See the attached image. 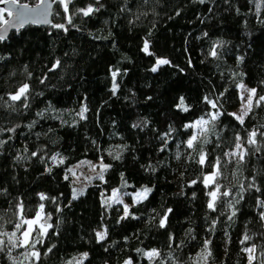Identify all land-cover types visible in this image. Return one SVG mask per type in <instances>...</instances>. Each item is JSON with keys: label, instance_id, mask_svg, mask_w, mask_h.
Masks as SVG:
<instances>
[{"label": "trees", "instance_id": "1", "mask_svg": "<svg viewBox=\"0 0 264 264\" xmlns=\"http://www.w3.org/2000/svg\"><path fill=\"white\" fill-rule=\"evenodd\" d=\"M89 5L99 10L83 16L79 10ZM52 24L29 25L0 41V140L6 141L0 146V231L14 230L21 202L25 218L43 203L53 225L34 249L38 261L25 259L24 248L9 255L5 247L0 264H249L243 249L252 245V264H264V209L257 204L264 201V102L255 103L264 96V0H72L68 13L55 1ZM160 59L169 63L157 67ZM242 82L256 89L243 125L229 115L242 103ZM24 84L27 98L11 101ZM200 119L209 121L207 133L189 149L188 139L201 130L187 126ZM253 129L260 151L238 166L225 153L234 150L237 134L246 141ZM201 149L207 161L220 158L216 182L221 193L231 192L215 211L207 207L215 186L203 182L214 169L198 163ZM84 159L108 167L103 180L96 177L74 199L71 175ZM145 185L151 186L147 198L131 202L121 219L124 207L108 200L112 191ZM101 230L106 237L98 242ZM245 234L252 239L241 244ZM152 249L160 256L149 259Z\"/></svg>", "mask_w": 264, "mask_h": 264}, {"label": "snow or ice", "instance_id": "2", "mask_svg": "<svg viewBox=\"0 0 264 264\" xmlns=\"http://www.w3.org/2000/svg\"><path fill=\"white\" fill-rule=\"evenodd\" d=\"M57 2L63 7V10L65 13H68L69 11V4L72 3V0H57ZM200 3H204L205 0H199ZM0 3H5V4H11L13 6L17 5V0H0ZM51 4H45V0H40V4H38L35 8H29V6L27 4H21L18 6V10L13 12L10 9H5V8H0V21H3V15L5 12H7V14L9 16H16V22L12 25V27H16L17 29L19 28H23L24 25L26 23H43V24H48L50 23L48 17L52 14L51 13ZM99 9H94L91 5H89L86 9H80L79 11L83 14V16H89L90 14H92L94 11H98ZM5 24H7V21H3ZM72 20L71 17H68V23L71 24ZM53 28H59V29H64L65 31H67V29L65 28V25L63 24H52ZM5 35L0 34V41H3L5 39ZM148 48H149V44L148 41L146 40L144 43V48L143 50L145 52H148ZM212 56H216L217 52L215 50L212 51L211 53ZM242 60V58H240ZM59 60L56 61V63L53 65V69L59 66ZM169 61L166 59H160L157 61V67L159 65H163V64H168ZM157 67H153L152 71L155 72L157 70ZM53 69H49V71L53 70ZM117 76V72L113 71L112 72V78H113V94H115V91L118 87V85L115 83V79ZM41 83H43V80H41ZM240 88H244L245 86L243 84L239 85ZM29 91V85L28 84H24L23 86H21L18 91L15 94L10 95L9 99L13 102L19 101L21 100V98H27V93ZM247 91L249 92V96L247 99V103L244 106V108L242 109L241 114L237 115L235 113H231L229 115L234 116V118L241 124H244V120L245 117H247L249 115V113L252 110V105H253V99L256 97V89L252 88V89H247ZM2 99V98H0ZM241 99H243V96L241 97ZM205 100L207 101V103H209L211 105L212 108H216L217 105L214 101L208 99V97H205ZM261 102H264V96H259L258 99H256L255 103L257 107H260ZM9 107H11L13 110H15V105L11 104L8 105ZM25 107H27V104L24 105ZM185 111H187V109H184ZM87 111L86 108H82L79 115L81 117V119L85 118L84 113ZM38 115H42V113H38ZM220 115L219 112L213 114L211 116L212 121H215L218 116ZM209 123V121L204 120V119H200L198 121H196L194 124H190L187 127H191V128H197L200 129L201 132L198 133L197 135H193L191 136L190 139H188L187 141V147L189 149H193L195 146V142L198 139V135L199 134H206L207 133V129L204 127L205 125H207ZM261 127H264V125H262ZM4 131L3 129H0V132ZM8 131L10 132H14L15 129H8ZM258 135V131L256 129H253L252 131H249L247 133V139L246 141L244 140L243 137H241L239 134L236 135L235 137V145H234V151L232 152H228L225 153V156L228 157H232L235 158V162L236 164L239 166L241 164H243L246 160V157H248L250 154H254L256 152L260 151L259 147H256L257 145V137ZM259 135L264 136V132H260ZM205 144L208 143L209 141L207 139H205L203 141ZM6 143V141L0 140V146H3V144ZM247 145V147L245 146ZM33 156L36 155L35 152L32 153ZM118 158V157H117ZM18 159H23V157H18ZM53 160L56 159V157H52ZM207 161V154L201 149L199 152V160L198 163L200 165H205ZM229 163L232 162L231 160L228 161ZM207 163L209 164V166H211L214 170L208 174L205 175L203 178V182L205 184V187H209L214 185V190L210 191L208 193V195L211 197V200L209 201L207 207L212 210L215 211L216 210V202L217 200L222 196V197H228L231 195V192L229 190H225L222 193L220 192V188L221 185L219 183L216 182L217 177H219L221 175L220 172V168H221V160L218 157L215 160V163H212L211 161H207ZM108 166L107 165H103L102 166V170L101 173L99 174V179L103 180V170L106 169ZM253 181L255 180V177L252 178ZM193 183H195V181H193ZM249 188L255 187L254 184H249L248 186ZM246 189L244 188V185L241 184L240 185V193H243ZM256 191H260V189L257 187ZM151 192V189H147L145 188L143 190V192L137 193L136 196L137 197H142L144 199L147 198V193ZM73 198H76V193L74 190V196ZM243 197L241 196V199ZM47 199V197L44 194H40V200H45ZM120 202V201H117ZM236 203H239V201L237 200ZM257 204L261 209H264V201H260L259 199L257 200ZM229 208L232 207V203L229 202ZM17 215H18V220L17 222L14 224V230L12 232H5V231H0V252H3L5 250V247L9 248V255H10V251L11 249H15V248H24L25 252L22 253V255L25 257V259H32L34 258L35 260H39L40 259V252L38 250H34L36 249V245L37 244H43L44 242V237H47L48 235V231L49 229H51L53 227L52 224L48 223V220H50V215H42L43 211H44V204L41 203L39 205V210L36 212L35 216L33 218H25L24 217V208H23V203L21 202L20 204L17 205ZM172 210L168 209L167 212L170 213ZM236 215V212L233 211L231 213V215L228 216L229 220H232V218ZM129 216V211H128V206L125 205L124 207V216L121 219L127 218ZM260 219L261 221H264V210L260 211L259 213ZM166 221H167V213L165 214V216L163 218L160 219L159 221V226L161 228L166 226ZM215 228V222H213V226L211 230H214ZM17 232L20 233V236H17ZM97 236V241H102L105 239L106 237V231L105 232H97L96 233ZM7 237V240H5L4 238ZM171 239V238H170ZM252 237L245 234L243 236V239L240 241L241 244H244L246 241L251 240ZM211 241L209 240H205L204 242V251L207 252V256L211 255V252L208 250L209 249V245H210ZM171 246V245H170ZM53 247H55L53 245ZM179 247V245H178ZM52 248H48L47 252H45L44 254L47 255L48 252H51ZM140 251V250H137ZM244 252L249 253V264H252V261L256 259L254 253L256 252V246L252 245L251 247H246L243 249ZM84 258H87V253L82 254ZM147 257L149 259L155 258V257H159L160 253L158 250L156 249H152L151 251L146 253ZM207 256L204 257L205 260H207ZM20 264H23V262L21 261ZM76 264H82V261H77ZM125 264H132L131 260L125 261Z\"/></svg>", "mask_w": 264, "mask_h": 264}, {"label": "rangeland", "instance_id": "3", "mask_svg": "<svg viewBox=\"0 0 264 264\" xmlns=\"http://www.w3.org/2000/svg\"><path fill=\"white\" fill-rule=\"evenodd\" d=\"M55 1H57V0H55ZM8 17H9V15L7 14V12H5L3 15V21H6ZM3 21H1V23H3ZM241 84H243L245 86L244 88L239 87L241 97L243 96L242 103H241L240 107H238V109L233 111V113H235L237 115L241 114L242 109L244 108V106L247 103V99L249 96V92L247 91V89H252L251 87L247 86L244 82L240 83L239 85H241ZM254 101H255V98L253 99V103H254ZM103 165L108 166V164L102 160L84 159L79 163V165H76L73 168L72 175H71L73 196H74V190L76 193V197L80 196L81 194H83L85 192L87 186L89 184H91L96 179V177H99V174L101 173ZM104 171H105V169L103 170V173H104ZM103 176H104V174H103ZM145 188L151 189V186L145 185V186H143V189H140V190H138L136 192H132V193H125V192H123L117 188V189H114L112 191V193L108 197V200L112 204H120L123 207H125V205H127L128 209H129L131 202L137 203V202L144 199L142 197H137L136 194L143 192V190ZM148 194L149 193H147V196H148ZM117 201H120V202H117ZM42 215H46V213L43 211ZM100 232H103V230H101ZM246 254H247V257H249L250 254L249 253H246Z\"/></svg>", "mask_w": 264, "mask_h": 264}, {"label": "water", "instance_id": "4", "mask_svg": "<svg viewBox=\"0 0 264 264\" xmlns=\"http://www.w3.org/2000/svg\"><path fill=\"white\" fill-rule=\"evenodd\" d=\"M21 4L22 3L17 2V5L16 6H13L11 4L2 3L1 4V8L10 9L13 12H15V11L18 10V6L21 5ZM38 4H40V3H38ZM45 4H51V6H52L51 7V13L52 14L48 17L50 23L43 24V23H31V22H29V23H26L24 25V27H27L29 25H39V26H42V27H47V26H49V25H51L53 23V12H54V8H55V0H45ZM37 5H28V6H29V8H35ZM16 19L17 18H16L15 15L9 16L8 19L6 20L7 21V24L2 23L0 25V34L5 35V37H6L5 39H7L13 32H16V31L22 29V28L17 29L16 27H12V25L16 22ZM49 221L50 220H48V222Z\"/></svg>", "mask_w": 264, "mask_h": 264}, {"label": "bare ground", "instance_id": "5", "mask_svg": "<svg viewBox=\"0 0 264 264\" xmlns=\"http://www.w3.org/2000/svg\"><path fill=\"white\" fill-rule=\"evenodd\" d=\"M8 19V18H7ZM4 23V22H3Z\"/></svg>", "mask_w": 264, "mask_h": 264}]
</instances>
